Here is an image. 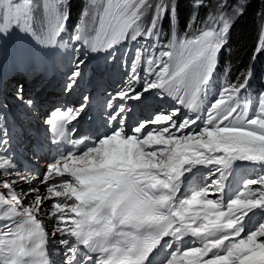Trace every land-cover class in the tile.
I'll list each match as a JSON object with an SVG mask.
<instances>
[{
	"label": "snow or ice",
	"instance_id": "6c2138e0",
	"mask_svg": "<svg viewBox=\"0 0 264 264\" xmlns=\"http://www.w3.org/2000/svg\"><path fill=\"white\" fill-rule=\"evenodd\" d=\"M69 4L0 0V36L15 29L75 53L114 54L130 40L138 44L131 75L109 94L102 135L73 138L87 95L78 107L51 112L45 124L56 149L42 177L18 167L0 118V264H56L52 237L61 245L59 264H157L161 257L158 264H264V93L255 102L244 94L249 72L226 80L214 99L208 95L218 54L246 3L229 12L219 0L210 22L173 32L166 43L161 22L175 19L171 0H85L71 30ZM204 6L193 0L194 9ZM196 20L194 12L190 28ZM256 52H264V23ZM73 64L66 92L84 77L85 61ZM150 92L192 115L177 120L180 108H173L128 124V102Z\"/></svg>",
	"mask_w": 264,
	"mask_h": 264
},
{
	"label": "trees",
	"instance_id": "16d2710c",
	"mask_svg": "<svg viewBox=\"0 0 264 264\" xmlns=\"http://www.w3.org/2000/svg\"><path fill=\"white\" fill-rule=\"evenodd\" d=\"M213 1L203 0L205 6L194 9L193 0H178L175 19L165 18L161 22L165 34L162 42L166 43L173 32L178 36L189 32V24L194 12L197 20L192 26L193 30L203 27L205 22H209V14L214 12ZM84 3L85 0H70L69 30L77 23ZM261 13H264V0H250L243 14L232 23L227 43L218 54L217 75L214 79L215 84L208 94L209 100L210 97L216 96L226 80L242 81L249 72L251 77L244 94L255 102L259 95L264 93V52H256L261 25L264 23V16H261ZM150 19L151 14L145 18V23Z\"/></svg>",
	"mask_w": 264,
	"mask_h": 264
},
{
	"label": "rangeland",
	"instance_id": "374dc122",
	"mask_svg": "<svg viewBox=\"0 0 264 264\" xmlns=\"http://www.w3.org/2000/svg\"><path fill=\"white\" fill-rule=\"evenodd\" d=\"M237 2H239L238 4H241V3H246V5H248L250 3V0H236ZM172 3L175 4V6L177 7V4H178V0H171ZM217 3H219V0H214L213 1V10L215 11L216 10V6H217ZM227 4H228V11L231 12V9H232V6L235 4L234 0H227ZM247 8V6H246ZM245 8V10H246ZM244 10V11H245ZM176 17V16H175ZM240 15L237 17L239 18ZM237 18H234V19H237ZM146 23H148V21L146 20ZM36 27L37 30L40 29L41 25L40 23H38V25H34ZM16 33H18L16 36L19 35L20 31H16ZM22 35H25V33L21 32ZM27 35V34H26ZM64 35L65 33L63 34V38H64ZM17 38V37H16ZM67 39H68V36H67ZM5 36H0V46H1V49L2 51H0L1 53V56H0V78H1V67L5 62H6V56H3L2 54L3 53H7V48L4 47V43H5ZM119 46L123 47L124 49V52L125 51H128L129 50V47L132 48V53L131 55L129 56V53L128 52V56L130 58H122L120 61H119V64L122 68V71L124 72V75H123V79L122 81L124 82H127L126 80L129 79V76L131 75V68H130V65H131V62L133 60V56L136 52V48L138 47V44L136 42H134L133 44H129V43H122L120 44ZM52 49V54H54L55 51H57L58 47L55 48V51L53 48ZM25 55L24 56H17L16 54H12V56H10V64L12 65H16L17 66V72H18V77H22V72L27 68V67H31L32 69L34 70H41L42 67H45L47 68V70L51 69L52 68V65H48L46 64L45 62H43V60L41 59V57L38 55L39 52H42V45L39 44L37 42V40L31 36V39H30V44H27L26 42H24V47H22L21 49ZM67 51V49H66ZM103 51H100V54H102ZM32 53H37V58L36 60L31 58V59H27V60H23L22 62H20L22 59H25L27 56H29L30 54ZM91 53L90 50H87V49H81V51L79 53H74V55L68 59V61L63 65V71H65L68 66L72 67V70H73V67H74V64H73V61L76 59V58H80V59H83L84 61L87 59V56H89V54ZM65 54V52H64ZM93 55V58L94 59H99V56L95 53V54H91L90 56ZM61 56L64 57L61 53ZM58 59V58H57ZM56 60V58H55ZM57 61V60H56ZM99 62V65L100 67H104L105 64H113L116 62V59H115V56L114 54H108V55H105L103 56L102 58H100V60L98 61ZM85 68V67H88L87 66V62H85V65L82 66V68ZM145 68H146V65H141L138 67V70H137V73L138 75H140L141 77H143V75L145 74ZM87 71L88 72H91V69L90 67L87 68ZM71 73V71H70ZM68 74V73H67ZM33 76L32 73L30 71H27L24 75V78L26 80V82L29 84V86L33 87L35 83H32L29 78ZM42 81V78H39L38 82ZM21 84V83H20ZM8 85H12V82L11 83H8ZM137 89L139 90L140 89V85L137 86ZM0 94H2V97L4 96V99H7L8 98V95H10L9 91L7 90H3L2 88V85H1V82H0ZM146 94H149V93H145ZM13 97V95L11 96ZM19 99H21V97H18ZM160 98V97H158ZM162 99V98H160ZM163 100H168V98H163ZM174 108V106L172 107V109ZM186 114V113H185ZM192 113L191 112H188L185 116H191ZM184 116V117H185ZM183 117V118H184Z\"/></svg>",
	"mask_w": 264,
	"mask_h": 264
},
{
	"label": "bare ground",
	"instance_id": "6f19581e",
	"mask_svg": "<svg viewBox=\"0 0 264 264\" xmlns=\"http://www.w3.org/2000/svg\"><path fill=\"white\" fill-rule=\"evenodd\" d=\"M16 31L17 30H15L14 29V31H13V33H10V34H8L7 35V39L9 38V39H11L12 37H16V35L18 34V33H16ZM21 33V32H20ZM20 33H19V35H20ZM18 35V36H19ZM21 39H24L26 42H28V37H26L25 38V36L23 35L22 37H21ZM7 45V43H5V46ZM10 45H11V47H13L14 48V50H15V53H19V51L21 50L20 49V47H18L13 41L10 43ZM104 52V51H103ZM102 52V53H103ZM99 54H100V52H99ZM119 61V60H118ZM115 68H116V65H115ZM100 73V72H99ZM2 97V96H1ZM205 171H207L206 169H205ZM26 187V183H20L18 186H17V188L18 189H20V188H25Z\"/></svg>",
	"mask_w": 264,
	"mask_h": 264
}]
</instances>
